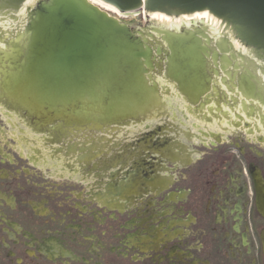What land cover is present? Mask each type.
<instances>
[{
  "label": "flooded vegetation",
  "instance_id": "flooded-vegetation-1",
  "mask_svg": "<svg viewBox=\"0 0 264 264\" xmlns=\"http://www.w3.org/2000/svg\"><path fill=\"white\" fill-rule=\"evenodd\" d=\"M4 88L0 264H264V130L187 159L164 123L83 130Z\"/></svg>",
  "mask_w": 264,
  "mask_h": 264
},
{
  "label": "water",
  "instance_id": "water-1",
  "mask_svg": "<svg viewBox=\"0 0 264 264\" xmlns=\"http://www.w3.org/2000/svg\"><path fill=\"white\" fill-rule=\"evenodd\" d=\"M23 1L0 0V10L9 13ZM103 1L122 11L144 2L145 9L174 15L209 7L225 26L216 33L202 22L142 31L88 0H38L26 8L22 31L1 40L5 92L15 90L22 104L36 103L38 111L52 112L54 119L120 123L160 106L153 77L158 70L197 110L211 113L221 92L237 99L227 110L241 121L248 105L264 106V0ZM230 23L252 43L255 57L235 46ZM75 104L82 108L74 111Z\"/></svg>",
  "mask_w": 264,
  "mask_h": 264
},
{
  "label": "crops",
  "instance_id": "crops-1",
  "mask_svg": "<svg viewBox=\"0 0 264 264\" xmlns=\"http://www.w3.org/2000/svg\"><path fill=\"white\" fill-rule=\"evenodd\" d=\"M166 90H169V88H166ZM166 92L167 91H162V95L169 93V91L167 93ZM171 93H172V89H171ZM174 93H177L176 89L174 90ZM178 104H175L171 108H168V109L167 108H160L158 111H156L155 113H153L151 116L148 117L146 123H144V124L141 123V124L145 125V126H151V125H155L157 123H161L162 120L161 121L156 120V118L159 115H161V116L164 117V119H163L164 121L163 122L166 123L169 128H172V129H170L169 132L176 131L175 133H178V135H180L181 133L185 134L186 135L185 138L188 139L189 141L194 142V143L198 142L200 140V137L198 136V133L200 131L197 130L196 128H200L201 129L202 126L204 128V125L207 122L206 114L203 115V114L199 113L198 116H197V113L194 110V108H191L190 106H188L184 101L180 105H178ZM215 110H218L220 112L219 113L215 112L216 113L215 116L214 115L213 116H209V120L210 119L211 120H215V121H218V123L221 120V122H222V120L224 119L223 118V116H224L223 112H221L220 108H217ZM187 119L190 120L191 124H189V125L185 124V120H187ZM195 124H197V126L198 125L199 126L195 127L194 126ZM226 125L227 124H225L224 126H226ZM217 129L218 130L214 131L215 133H217V135L216 134L212 135V137H216L217 141L224 140L225 135L223 134V131H224L223 125L220 124V128H217ZM177 142L180 145H181V143H184V141H180V139L177 140ZM170 150L172 152H175L174 148H171ZM188 154H190V153H188ZM167 171H168V174H170L173 170L168 168Z\"/></svg>",
  "mask_w": 264,
  "mask_h": 264
},
{
  "label": "rangeland",
  "instance_id": "rangeland-1",
  "mask_svg": "<svg viewBox=\"0 0 264 264\" xmlns=\"http://www.w3.org/2000/svg\"><path fill=\"white\" fill-rule=\"evenodd\" d=\"M36 1L37 0H26V2H22L20 4V6L18 7V12H17L18 16L22 17L24 10H25V7L34 5ZM107 12H109V11H107ZM151 13L152 12H150V10H148V9H142L141 11H136V12H129V11L124 12V11H122V12H119V15H116L115 13L110 12V15L116 17L120 22L126 23L127 25H129L130 27H133V28L149 29L150 27H157V26L167 27V25H165L161 22H157L156 21L157 19L153 18ZM181 14H185V13L181 12ZM186 14H188V13H186ZM170 15L173 17L179 16V15H174L173 13H171ZM220 21L223 22V20H220ZM182 25L183 24L181 23L178 26H182ZM227 31H228L232 41H234L238 47H240L241 49L248 51V52H252V53L255 52V49L253 48L252 43L246 42V40L243 39V34H241L231 23L229 24ZM169 102L170 101H168V103ZM79 106L80 105L75 104V106L73 107L74 111H78ZM166 108H168V107L166 106ZM80 135H81L80 133H77L76 135H74V137L77 139H81ZM36 138L39 139L40 136H36Z\"/></svg>",
  "mask_w": 264,
  "mask_h": 264
},
{
  "label": "bare ground",
  "instance_id": "bare-ground-1",
  "mask_svg": "<svg viewBox=\"0 0 264 264\" xmlns=\"http://www.w3.org/2000/svg\"><path fill=\"white\" fill-rule=\"evenodd\" d=\"M89 1L94 6L100 8L102 10L115 13L116 15H119V12H122L121 8H123V7H121V6H117V5L115 6L111 3H108V2L103 1V0H89ZM142 4L145 5L146 3L143 2ZM139 7H141V6H139ZM141 8H143V7H141ZM210 10L211 9L208 7V8H204L202 10H198V11L196 10V11L189 13V14H181L180 13V14H178L179 16H177V17L171 16L170 15L171 13L167 14L166 12L159 11V10H150V12H152L151 15L153 16V18L157 19L156 20L157 22H161V23L167 25V27L178 28V27H180L178 25L181 23L185 26H189L193 22L194 23L202 22V23H206L207 25L209 24L210 28H212V32L216 33L217 30H219L220 27H222V25H224L225 23L220 21L216 16H214ZM124 12H128V11H124ZM21 18L22 17L20 16L19 19L22 20Z\"/></svg>",
  "mask_w": 264,
  "mask_h": 264
}]
</instances>
